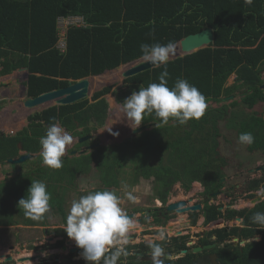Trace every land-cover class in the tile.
<instances>
[{
    "label": "trees",
    "instance_id": "16d2710c",
    "mask_svg": "<svg viewBox=\"0 0 264 264\" xmlns=\"http://www.w3.org/2000/svg\"><path fill=\"white\" fill-rule=\"evenodd\" d=\"M72 15L83 16L88 27L70 29L68 48L62 53L56 48L59 39L57 22L60 17ZM206 28L213 29L214 42L208 48L168 62V87L172 88L178 78H184L204 95L206 103L221 102L234 97L240 90V102L248 109L264 103V0H0V77L28 68V97L36 98L67 87L70 80L100 76L140 59L141 44L166 45L173 42L175 45ZM175 53L182 55L181 45L175 47ZM164 67L141 73L125 82L137 91L140 87L146 88L150 83H159L158 77ZM121 72L124 73L120 70L115 75L123 76ZM232 76H235V83L228 86ZM113 88L107 86L94 93L93 102L85 99L34 113L29 116L27 127L14 137L0 133L1 163L19 157V145L26 153L38 154L35 161L32 159L34 166L31 169L23 168L18 178H6L7 181L0 183L6 187L13 181L14 193L11 196L15 197L14 204L26 195L31 181H42L51 194L50 206L62 215L65 224L70 188L77 187L78 177H88L97 169H100L99 186L79 192L78 198L95 190L116 192L123 181H133L142 169L143 176L154 181V197L163 203L164 208L177 183L189 192L198 182L209 198L225 186V167L229 163L219 150L221 123L234 130L237 138L241 133H252L254 143L247 145L248 151L264 155V117L231 112L230 105H224L215 109L209 107L199 120H189L184 125L178 122L163 124L155 113L145 115L144 128L156 124L158 127L151 131L143 130L120 144L99 145L90 152L85 150L80 156L62 157L60 169L44 166L40 139L47 128L58 123L73 138L91 135L106 125L110 108L106 96L115 93ZM240 102L234 101L231 106L236 107ZM2 108L0 104V110ZM172 120L174 118L169 122ZM96 143L89 140L78 143L77 148L82 150ZM132 147L139 150H134L133 158L128 160L121 152L130 153ZM156 157L157 164H149V158ZM131 161L136 165L132 167L133 172L129 168ZM12 166L17 169V166ZM19 179L22 181L17 182ZM262 188L264 167L260 178L251 179L244 185L245 198H257L256 193ZM261 196L264 193L261 192ZM0 204H5L1 196ZM221 208V205L210 204L207 200L202 212L191 213L192 221L196 224L200 214L205 218V225L241 217L242 227L215 229L199 240L200 246L216 243L215 251L195 254L184 237L155 242L170 254L181 255L182 251H188L178 259L164 260V264H211L209 256L212 252L218 255L219 264H264V227L251 221L254 213L264 212V201L251 209L229 207L223 212ZM3 210L7 213L5 207ZM16 211L24 217L22 224L38 226L41 222V225H46V214L41 220L33 221L26 218L18 207ZM163 213V209L154 208L149 210L147 217L161 224ZM143 220L147 221V218ZM18 222L21 221L8 216V213L0 214V226H14ZM61 232L56 230L55 234L58 236ZM259 235L261 239L256 241ZM234 238L246 241L245 246L236 244ZM63 244L64 241H59L60 246ZM149 245H125L128 254L122 255L118 264H151L142 259L151 254Z\"/></svg>",
    "mask_w": 264,
    "mask_h": 264
},
{
    "label": "rangeland",
    "instance_id": "374dc122",
    "mask_svg": "<svg viewBox=\"0 0 264 264\" xmlns=\"http://www.w3.org/2000/svg\"><path fill=\"white\" fill-rule=\"evenodd\" d=\"M128 69H130L129 66H125L119 68L118 70L119 71L124 70L125 72ZM20 73L22 72L19 71L13 72L9 77V83L7 84L8 89L11 90L13 93L10 91L11 94H9V99L4 100L2 104V107H4L3 110L6 109L5 115L7 116L3 114V119H0V127L1 128L4 127L2 131L5 133H10L11 131L14 132L22 131L25 127H27L29 123L27 120L28 116L37 112H41L42 108H45L44 106L42 108L38 107L35 109H27L24 106V102L26 100V96L24 95V87L26 86L27 79L25 72H24L25 75L23 76H19ZM115 73L116 72L106 73L105 75L102 76L100 75L99 77H96L97 80L94 79H93L94 81L91 80V82H93L92 85L93 90L91 91V95L88 98L90 102H93L92 98L94 93L100 91L104 87L113 86L114 87L113 91H115L114 94L110 93L109 95L106 96V99L110 107L109 117L107 119L106 125L102 128H99L98 134L94 135L91 139L92 141H97V143H100L101 146H111L115 144H120L136 136L137 134H134V132L139 128H142V131L143 130L151 131L155 127H158V125L156 124L144 128L142 123L135 130H133L130 127L129 122L125 118V115L122 111L121 103H123L124 100L128 98L133 91H137V90L135 87L128 85L125 82L124 77L122 75L118 77L117 75H115ZM122 73L123 72H121V74ZM112 75H115L116 77L111 78ZM262 77L264 80V72L262 74ZM98 78L100 80H98ZM233 83H235V76H232L229 79L228 86H231ZM2 86H5V84L3 83L0 84L1 87L0 90H4V87ZM5 90H6V86H5ZM241 91L242 90L237 91L236 95L233 98L232 97L225 98L221 102L207 103L206 109H208L209 107L215 109L222 107L224 105H230L231 112H243L245 113V115L248 116L252 114H256L257 116L264 117V103L258 104L252 110L248 109L244 104L240 102L242 98V94L240 93ZM116 96L120 98V100L122 101L121 103H118ZM234 101H239L240 104L236 107L231 106ZM49 107L51 106H48L45 109ZM16 109L17 111H15ZM12 112L14 114V117H10ZM7 118L9 119L7 120ZM169 123L170 125H172L175 123V121L172 120ZM11 127H14L13 129L15 130H9ZM220 130H221V137L219 138L220 141L219 150L221 154L228 159L229 163L225 167V180H224L225 186L214 198H211L209 202L210 204L221 205L223 207L222 208L223 212L226 210L229 204L232 205V208L236 210L251 209L254 206L251 204L250 199L245 198L246 194L244 193V185L246 184V182H248L251 179L261 177L262 168L264 167V155L262 154V152L250 153L247 149V145H241L238 143L237 133L234 130L228 129L224 123L220 124ZM112 133H118V135H113ZM78 142H79V138H75L74 145L76 146H74L72 143L73 146L69 150L68 154H66L65 151L64 156L67 157L71 156V152L74 149L76 151H79V153L77 152V154H80L83 150L88 151L90 149L89 146L88 148H84L80 150L81 148H77ZM134 150H139V149L136 147H132L130 153L123 151L121 153L123 156L125 155L128 160H131L133 158ZM20 151H21V155L27 154L23 150ZM33 160L35 161L36 158H34ZM155 160L158 161V157L152 159L149 158V164L156 165L157 163L155 162ZM34 161L29 160L26 163L21 164L20 166H18V170H21L23 168H25V170L26 169L28 170V168L31 169V167L34 166L33 165ZM5 163L6 164L4 166L0 165V182L7 181L8 178H13V176H15V178H18L20 174L14 170V168L12 167L13 164H9L8 161ZM139 165L140 163L137 166ZM134 166L136 167V165L133 164L132 161L129 162V168L132 172H133L132 167ZM99 170L100 169L95 170L94 172L89 174L88 177L86 176L78 177L77 187L75 189L70 188V192L68 194V200H69L68 207L71 206V202L74 199H78L79 192L90 191L94 187L99 186V180L101 179ZM143 173L144 170L143 169L140 170L133 181L131 180L123 181L122 187L119 188V190H116V194L121 197L120 206L122 207L124 212L126 214L128 213L135 214V217L132 219L134 222L133 227L128 234L129 240H131L130 237H133L132 239L133 241L131 240L130 242V244L133 245L139 244V242L153 243L154 241H161V239H159V235L161 232L164 231V228L152 223L153 221L152 217H150L147 222L142 220L143 215L147 216L148 211L150 209L152 210L154 208H158L160 203L158 202L156 197H154V191H153L154 181L145 178L143 176ZM6 178L7 180H5ZM20 181H22V179H19V181L17 182ZM13 189H14L13 181L10 183V185H7L6 187L0 186V196L5 201V204L3 206L0 204V214L5 215L8 213V216H13L14 218L20 220L21 222H18L17 225L9 226V227L0 226V228H2V230L0 231V238L2 241V245L0 246V256L4 255V258L0 257V264L6 263V258L8 255H12L16 260L18 256L21 257L20 259L24 258L26 255L22 256V254H26V252L29 253L28 254L29 257L31 253H35V256L38 254L39 255L37 256L36 260L26 261L23 262V264H31V263L33 264L38 260L40 261L38 264H48V263L52 264L53 263L52 254L57 253V250L52 248L53 247L52 245L54 243L52 241L54 240L51 241L50 239L51 237L53 238L56 237V235L52 232L54 231V229L63 231L61 229L64 228L65 224L63 222L62 215L59 213L57 214L55 212L51 213L52 212L51 209L47 213V214L50 213V216H48L46 220V226L48 227L50 234H47L44 231V227L41 225L42 224L41 222L39 223L38 226H33L31 224H27L24 222L22 224V221H24V217L20 216L19 212L16 211L17 204L16 203L14 204L15 197L11 196L14 193ZM127 192H131L136 197V200L134 202L127 200L126 197ZM204 192H205L204 187L198 182L193 184L192 189L189 192H186L184 190L181 183H177L169 198L168 204L182 200L191 201V205L196 203L202 204L206 196ZM256 194L258 197L261 196V192H257ZM231 201L232 203H230ZM202 205L204 207L205 203ZM4 207L7 213L3 210ZM136 212H144V214L141 215ZM67 213L69 214L68 208H67ZM190 213L191 212L185 214L184 213L178 214L176 212H173L170 215L171 220L169 219L170 216L166 219H163L166 220L164 224H166L165 229L167 231V233L164 234V237H168V231L171 236L173 234L176 235V233H178L179 231H183L186 234L192 232L196 234H202L203 231L209 232V231H213L214 229H222L225 227L231 228L233 227L234 223L235 225L238 224L240 225L238 221H231V222L224 221V222H220L219 225L213 223L211 225L206 226L205 224H203L204 218L202 214H200L198 222L194 224V222L192 221L193 220L192 216L189 215ZM162 216L163 215H161V217ZM63 234L65 235L64 231L61 232L60 237ZM148 234H153L154 238H152ZM197 240L198 238L196 237L194 241L197 242ZM67 241L70 246L75 244V242L70 239L66 240V242ZM257 241H260L259 237H257ZM14 246L16 248H12ZM35 246H39L40 249ZM38 249L40 251H38ZM66 252L67 250L65 251L62 250L60 254L64 256L66 255L65 254ZM40 256L41 258L39 259L38 257ZM62 260L54 259V263L61 264ZM7 264H18V263L16 261H12Z\"/></svg>",
    "mask_w": 264,
    "mask_h": 264
},
{
    "label": "clouds",
    "instance_id": "9594fccd",
    "mask_svg": "<svg viewBox=\"0 0 264 264\" xmlns=\"http://www.w3.org/2000/svg\"><path fill=\"white\" fill-rule=\"evenodd\" d=\"M140 51L142 53L140 60L143 63L150 64L153 67H160L161 65H165V67L158 77L159 83H150L146 88L140 87L138 91H133L132 94L121 103L122 111L130 127L135 130L143 122L144 116L151 115L152 113H155V116L159 118L163 124L169 123L170 118H174V121L178 122L180 125L186 124L189 120H199L204 115L207 108L204 95L184 78H178L172 88L168 87L167 77L169 74L166 65L170 56L174 54V43L169 42L166 45L141 44ZM23 75H25L24 72H22L21 76ZM112 134L118 135V133ZM72 142L73 137L69 132L59 126L58 123H52L47 128L46 134L40 139V156L43 165L49 169H60L63 166L61 158L65 154L66 146L70 145ZM238 143L241 145H251L254 143V136L250 132L241 133L238 137ZM91 150L92 149H89L88 151L90 152ZM76 154L77 152L72 151L69 157L80 156L81 153ZM20 165L21 164L15 165L17 169L14 168L18 173L21 171L18 170V166ZM260 192L264 193V188L260 189ZM217 194L210 195L208 200L214 198ZM126 197L128 201L134 202L136 200V197L131 192H127ZM50 200L51 194L47 191L46 184L39 180H33L31 181L26 195L18 201L17 207L19 210L23 211L26 218L39 221L50 211ZM158 202H160L158 208L164 207L160 200H158ZM205 202L206 201L202 204ZM120 205L121 197L118 196L115 191L111 190L91 191L71 202L63 231L70 240L75 242L76 247L82 250L80 256L87 264H118L121 256H126L128 254L124 246L130 243L128 234L134 222L124 212ZM204 207L201 211L204 210ZM201 211H199V213ZM225 220L226 219H221L213 223L219 225L220 222H224ZM251 221L252 223L264 227V212L254 213L251 217ZM159 239H164L163 232L160 233ZM256 239L257 238H255V240ZM233 241L240 246H245L246 244V241L240 242L238 238H234ZM142 243L150 244L151 255L149 256H151V264H164V260L178 259L188 252L184 254L182 251L181 255L167 253L172 256L171 259H163L166 253L160 244H152L150 242ZM67 246H69V244H67ZM35 247L40 249L39 246ZM196 247L198 246H195V248ZM39 249L38 251H40ZM109 249H112V251L110 254L106 255V253H109ZM63 251L65 250L63 249ZM9 256L12 255H8L7 258ZM13 261H16L18 264L23 263L19 262L17 259ZM39 262L38 260L33 264H38ZM7 263L9 262L6 261L4 264Z\"/></svg>",
    "mask_w": 264,
    "mask_h": 264
},
{
    "label": "water",
    "instance_id": "95a60500",
    "mask_svg": "<svg viewBox=\"0 0 264 264\" xmlns=\"http://www.w3.org/2000/svg\"><path fill=\"white\" fill-rule=\"evenodd\" d=\"M213 42H214V31L211 28H206L197 34L189 35L186 38L182 39L181 41H179L178 43L175 44V47H178L179 45H181L182 55L179 53L178 54L175 53L173 55V58H171V57L169 58L168 62L174 61L180 57H185L186 55H190V54L198 52L202 49L208 48ZM128 65H132V67L124 72V74H123L124 80H126L128 78L135 77V76H137L141 73L147 72L149 70L158 68V67H153L150 64L143 63L140 59L135 60V61L130 62V63L125 64V65H122L119 68H121L123 66L125 67ZM161 66H163V65H161ZM18 71L19 72H25L26 73V79L27 80L29 79L30 73H29L28 68H21ZM106 72H104L103 74H105ZM92 78H94V77L84 78V79L79 80V81L70 80L67 87L44 93V94H42L36 98H29L28 97V92H27L28 89H27V86H25L24 87V95L26 96V100L24 102V106L27 109H35L38 107L42 108L44 105L49 104V103H54L53 105H51V107L52 106H65V105H71V104L79 103L85 99H88L89 96L91 95V87H92L91 79ZM263 88H264V86H263ZM44 110H45V108H42V111H44ZM141 131H142V128H139L134 132V134H139V132H141ZM98 132H99V130H95L92 132V135H88L84 138L79 139V143H83V142H87V141L91 140L94 135L98 134ZM99 145H101V144L96 143L95 145L90 147V149H93L94 147H97ZM19 149L22 150L21 145H19ZM84 152L85 151H82L81 153H84ZM73 154H75V153H73ZM35 156H36V154H24V155H21L17 159H9L8 163L13 164V165L23 164L26 161L31 160ZM213 196H215V195H213ZM262 201H264V196H260V197H257L255 199L251 200V204L255 207L257 204L261 203ZM202 209H203L202 204L199 203V204L191 205V201H186V200L172 202L166 206L167 212H175L176 211L179 214L188 213V212H196V211L199 212ZM128 216H129V218L134 217L133 214H129ZM237 220L241 221L240 218H238ZM236 241H237V239H236ZM243 243H245V242H243ZM215 247H216V244L206 245L203 247H196V248H194L193 252L194 253H201L204 251H210ZM12 248H14V247H12ZM63 249L67 250V247L64 246ZM77 250H78L77 248H73L70 250V252L75 253V252H77ZM186 252L187 251H183L184 254H186ZM171 257L172 256L170 254H166V256L163 259H171ZM36 258H37V256L25 257V258L20 259L19 262L34 261V260H36ZM38 258H40V257H38ZM13 260H14L13 256H9L8 258H6L7 262H12ZM143 260L147 261V262H151V256L145 257ZM210 260H211L212 264H219L218 257L216 254L211 255Z\"/></svg>",
    "mask_w": 264,
    "mask_h": 264
},
{
    "label": "flooded vegetation",
    "instance_id": "af4514ba",
    "mask_svg": "<svg viewBox=\"0 0 264 264\" xmlns=\"http://www.w3.org/2000/svg\"><path fill=\"white\" fill-rule=\"evenodd\" d=\"M5 86H6V90H5ZM5 86H2V87H4V90H0V99H3L2 101H0V104L2 105L3 104V101L4 100H8L9 99V94H11V90H9L8 89V87H7V84H5ZM1 88V87H0ZM11 91V92H10ZM13 93V92H12ZM4 108V107H3ZM3 108L1 109V110H3ZM30 116V115H29ZM29 116H28V118H29ZM4 124H5V122H4ZM4 129V127H0V133L2 134V135H5L6 137H13V136H16V134L19 132V131H17V132H15V133H5V132H3L2 130ZM16 158H18V157H16ZM6 163H1L0 162V165L1 166H4ZM209 198H208V196H205V198H204V201H207ZM56 207V206H55ZM70 207V206H69ZM68 207V209H70ZM229 207H232V205L231 206H228V208ZM57 208V207H56ZM50 209H51V213H53V212H55L56 213V211H55V208H54V206H50ZM161 209H163V211H164V213H163V216H162V219H166V218H168L170 215H171V213H173V212H167V210H166V208H164V207H162ZM66 212H67V208H66ZM149 212V211H148ZM176 212V211H175ZM136 213H139V214H141V215H143L144 214V212H136ZM177 213V212H176ZM129 214H133L134 215V217H135V214L134 213H128L127 215H129ZM146 214V213H145ZM179 214V213H178ZM185 214V213H184ZM46 215H47V218H48V216H50V213L49 214H47L46 213ZM148 215V214H147ZM189 215H191V213L189 214ZM203 215V214H202ZM133 217V218H134ZM133 218H131V219H133ZM143 218H147V221H148V219L150 218V217H147V216H144L143 215ZM143 218H142V220H143ZM171 218V216L169 217V219ZM238 218H240V220L241 221H238L237 219ZM168 219V220H169ZM167 220V221H168ZM171 220V219H170ZM146 221V222H147ZM226 222H231V220H225ZM233 221H238L239 223H240V225L238 224V225H235V223H234V225H233V227L234 226H241L242 227V223H243V218H241V217H237L235 220H233ZM166 222V220H162V222H161V224H158V223H156L154 220L152 221V223H154L155 225H159V226H161L162 228H164V231H163V233L164 234H166L167 233V231H166V227H165V225L166 224H164ZM192 222V221H191ZM190 222V223H191ZM164 224V225H163ZM204 224V223H203ZM43 226V225H42ZM44 227V231L47 233V234H50V232H49V229H48V227L45 225V226H43ZM61 230H63V229H61ZM179 230V229H178ZM55 231H56V229H54V231H52L54 234H55ZM63 232V231H62ZM143 232H144V230H143ZM210 232V231H209ZM209 232H205V231H203L202 232V234H196V233H188V234H186V233H184L183 231H179L178 233H176V235L175 234H173L172 236L170 235V233H169V231H168V237H164V239L163 240H161V241H154L153 243H155V242H164L167 238V240L169 241V239H171V238H174V237H184V238H186V240H187V246L189 247V248H191L192 249V251H193V249L195 248V246H198V247H203V246H200L199 245V240L202 238V237H206L207 236V233H209ZM56 235V234H55ZM149 236H151L152 238H154V235L153 234H148ZM148 236V237H149ZM166 236V235H165ZM62 237V238H61ZM60 237V235H56V237H51V241L52 240H54V241H52V242H54L53 243V247L52 248H54L55 250H57V253H55V254H53L52 255V261H53V264H54V259L55 260H62L61 262V264H87V262L80 256V253H81V249H78L77 247H76V245L75 244H73L72 246H67V252L65 253L66 255H64V256H62L60 253H61V251L63 250V247L64 246H66V243L68 244V241L66 242V240H69V238L67 237V234L65 233V235L63 234L62 236ZM198 238V240H197V242H195L194 241V239L195 238ZM257 237H259L260 239H261V236L259 235V236H257ZM56 238V239H55ZM214 238V240H215V238L216 237H213ZM130 239L132 240L133 239V237H130ZM131 240H130V242H131ZM59 241H64V244L63 245H59ZM133 241V240H132ZM66 242V243H65ZM142 242H139V244H141ZM151 243V242H150ZM130 244V243H129ZM214 244H216V243H214ZM131 245H133V244H131ZM136 245H138V244H136ZM206 246V245H205ZM125 247V246H124ZM216 247H217V244H216ZM215 247V248H216ZM73 248H77L78 250H77V252H75V253H71L70 252V250L71 249H73ZM215 248H213L212 250H214ZM62 249V250H61ZM109 251H111V249H109ZM187 251V250H186ZM215 251V250H214ZM134 253V250H132V252H131V254H133ZM166 254L168 253V252H165ZM28 254L29 253H26V254H24V255H26V256H28ZM60 254V255H59ZM172 254V253H171ZM214 254H216V253H214V252H212V254H210V256L211 255H214ZM151 255V254H150ZM217 255V254H216ZM32 256H35V253H31L30 254V257H32ZM210 256H209V259H210ZM1 258H4V255L3 256H0ZM217 257H218V255H217ZM21 258V257H20ZM19 258V259H20ZM219 258V257H218ZM142 259H144L143 257H142ZM144 261V260H143ZM210 262H211V260H210ZM218 262H219V260H218ZM60 263V262H59ZM151 263V262H150ZM23 264V263H22ZM212 264V263H211Z\"/></svg>",
    "mask_w": 264,
    "mask_h": 264
},
{
    "label": "built area",
    "instance_id": "2783aa9c",
    "mask_svg": "<svg viewBox=\"0 0 264 264\" xmlns=\"http://www.w3.org/2000/svg\"><path fill=\"white\" fill-rule=\"evenodd\" d=\"M88 24L83 16L72 15L68 17H60L57 22L58 42L56 48L65 53L68 48V32L72 28H86Z\"/></svg>",
    "mask_w": 264,
    "mask_h": 264
},
{
    "label": "crops",
    "instance_id": "0c3cea01",
    "mask_svg": "<svg viewBox=\"0 0 264 264\" xmlns=\"http://www.w3.org/2000/svg\"><path fill=\"white\" fill-rule=\"evenodd\" d=\"M124 67V66H123ZM0 70H1V68H0ZM118 70V69H117ZM115 70H112V71H107L106 73H113ZM124 71V70H123ZM105 73V74H106ZM105 74H103V75H105ZM22 75V73H20V75L19 76H21ZM9 77H10V75H7V76H2V77H0V84L1 83H3V84H8L9 83ZM92 77H94V78H96V77H99V76H92ZM94 78H92L91 80H93ZM3 99H0V101H2ZM54 104V103H53ZM113 104H114V101H113ZM15 109V108H14ZM8 111V110H7ZM15 111H17V109L15 110ZM5 112H6V109H4V110H1L0 111V119H3V114L5 115ZM5 116H7V115H5ZM10 117H14V114H13V112L11 113V115H10ZM9 118H7V120H8ZM28 120V119H27ZM5 121V120H4ZM16 127V126H15ZM14 127H11L9 130H15V129H13ZM10 133H15L14 131H11ZM74 139L75 138H73V145H74ZM72 143L70 144V145H68V146H66V154H68V152H69V150L71 149V147L73 146L72 145ZM76 144V143H75ZM75 146V145H74ZM14 248H16L15 246H14ZM27 253V252H26ZM25 257H29V256H25ZM24 257V258H25Z\"/></svg>",
    "mask_w": 264,
    "mask_h": 264
},
{
    "label": "bare ground",
    "instance_id": "6f19581e",
    "mask_svg": "<svg viewBox=\"0 0 264 264\" xmlns=\"http://www.w3.org/2000/svg\"><path fill=\"white\" fill-rule=\"evenodd\" d=\"M171 58H173V57H171ZM129 66V68H131L132 67V65H128ZM114 72H119V70L117 71V70H115ZM124 74V73H123ZM92 85H93V82H92ZM93 90V88L91 87V91ZM51 105H53V103H49V104H46V105H44L45 106V108L46 107H48V106H51ZM160 204V203H159ZM20 254H22V253H20ZM24 254H22V256H23ZM20 257L18 256L17 257V259H19ZM20 260V259H19Z\"/></svg>",
    "mask_w": 264,
    "mask_h": 264
}]
</instances>
